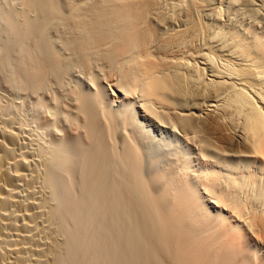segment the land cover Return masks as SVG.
Segmentation results:
<instances>
[{
    "label": "bare ground",
    "instance_id": "obj_1",
    "mask_svg": "<svg viewBox=\"0 0 264 264\" xmlns=\"http://www.w3.org/2000/svg\"><path fill=\"white\" fill-rule=\"evenodd\" d=\"M167 1L0 0V264H264V29Z\"/></svg>",
    "mask_w": 264,
    "mask_h": 264
},
{
    "label": "rangeland",
    "instance_id": "obj_2",
    "mask_svg": "<svg viewBox=\"0 0 264 264\" xmlns=\"http://www.w3.org/2000/svg\"><path fill=\"white\" fill-rule=\"evenodd\" d=\"M173 1H171L172 3L170 2V0L167 1V7L169 5V9H171V10L167 9V11H169L167 12V14L172 13V8L170 7H172L171 5L173 3H176V1L177 3H180L182 0H175L174 2ZM204 3H206L205 9L199 11V13L196 15L207 25H206V28L204 29L205 31L203 30L202 32L203 36L201 33V35L197 38L198 43L196 41L194 51H192L193 48L191 50L194 56L196 53V56L194 58L193 56H190L189 57V59L191 58L190 60H196V59L205 60L204 58L199 57V55H201V53H199L200 51L201 52L208 51L209 54H213V53L219 54L220 56L217 55V60H221L220 57L222 58V57L227 56V52L221 50V48L219 47L218 41L215 37L219 31H222L221 30L222 27L223 28H232V27L234 28L236 25L238 26L240 22H243V21L250 22L251 21V22H257V24L260 25L258 29H261V28L264 29V20H263L264 18V15H263L264 8L263 7L264 6H262V3L264 5V0L263 2L261 0H254V3H253V0L251 1L250 0H239L234 3L233 2L231 3L230 0H207ZM182 16L183 15H179V16L177 15V18L175 17V19L173 17V19L176 21L175 23L176 24L179 23L178 25H176L174 21L169 22V19L172 20V18L169 17L167 19V26L172 28L175 25L174 26L175 28L173 27V29L183 27L184 24H181V22H183V20H181L183 19ZM170 24H172L173 26L171 25L172 26L171 27ZM198 47H201V48L203 47L202 48L203 50L202 49L199 50ZM187 48L189 49V47ZM195 49L197 50L196 52H195ZM204 54L205 53H203L202 56Z\"/></svg>",
    "mask_w": 264,
    "mask_h": 264
}]
</instances>
